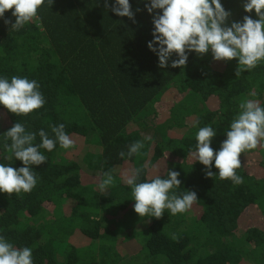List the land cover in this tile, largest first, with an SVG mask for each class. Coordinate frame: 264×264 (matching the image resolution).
Masks as SVG:
<instances>
[{
  "label": "trees",
  "instance_id": "trees-1",
  "mask_svg": "<svg viewBox=\"0 0 264 264\" xmlns=\"http://www.w3.org/2000/svg\"><path fill=\"white\" fill-rule=\"evenodd\" d=\"M148 2L130 0L135 22L104 0L45 3L39 19L19 31L0 18V77L34 79L46 100L27 116L0 105V163L24 166L4 147L11 144L4 133L17 122L37 133L34 144L41 129L54 139L50 125L61 123L76 141L73 149L58 142L51 152L40 149L47 162L33 166L38 183L31 193L0 192V235L31 247L34 264H264V141L241 154L239 186L219 179L214 162L217 175L206 177V166L188 155L199 128L209 125L217 133L211 146L220 149L242 100L264 106V63L237 78V59L215 61L209 51L190 52L183 69L171 67L175 55L160 68L148 47L155 15ZM221 3L231 12L229 26L245 15L258 19L245 12L244 0ZM5 18L15 23L12 10ZM138 140L141 154L121 159ZM133 168L144 169L139 182L178 171L176 192L195 191L198 200L183 214L141 218L121 175ZM110 169L115 184L101 193Z\"/></svg>",
  "mask_w": 264,
  "mask_h": 264
},
{
  "label": "clouds",
  "instance_id": "clouds-1",
  "mask_svg": "<svg viewBox=\"0 0 264 264\" xmlns=\"http://www.w3.org/2000/svg\"><path fill=\"white\" fill-rule=\"evenodd\" d=\"M104 2L105 7H110L117 16L128 17L135 22L130 0H115L112 5L109 0ZM45 3L51 7L54 0H0V18H4L5 24L11 25L10 30L19 31L26 24L39 19V9ZM145 7L150 14L155 13L154 39L148 42V47L158 56L160 68H167L175 55L178 59L171 60V67L183 69L187 66L190 52L202 57L209 51L215 61L237 59V78L264 63V0H244L245 12L255 11L258 19L245 15L242 22L233 21L230 26L228 20L231 12L224 8L221 0H149ZM10 10L15 23L5 18V13ZM40 87L36 80L27 77L14 75L10 80L0 77V105L16 116H27L46 103ZM239 109L218 151L211 146L217 133L209 125L199 128L195 137V151L188 153L206 166V177L217 175L211 170L214 162L219 179L230 180L237 186L244 183L243 177L237 174V170L242 167L241 154L257 149L264 141V106L258 100L245 99L240 102ZM50 127L55 138H50L41 129L38 133L41 140L39 144L33 143L37 133L26 131L20 122L4 133L6 140L11 141L10 145L5 143L4 147L24 166L15 168L0 163V192L9 197L31 193L38 183L33 166L47 162V157L40 149L51 152L57 142L65 150L76 147V141L66 132L63 123ZM144 140H151V137L145 136ZM142 148L144 141L138 140L128 146L127 152L120 151L118 155L121 159L131 158L140 155ZM143 170L126 169L121 174L124 183L131 188L135 201L134 211L141 218L161 219L165 211L171 216L183 214L198 200L195 191L186 190L177 194L176 189L181 186L178 171L168 169L166 176L156 175L139 182ZM114 171L110 169L103 173V179L98 185L101 193L115 184ZM0 264H34L33 250L28 246L16 247L0 235Z\"/></svg>",
  "mask_w": 264,
  "mask_h": 264
},
{
  "label": "rangeland",
  "instance_id": "rangeland-1",
  "mask_svg": "<svg viewBox=\"0 0 264 264\" xmlns=\"http://www.w3.org/2000/svg\"><path fill=\"white\" fill-rule=\"evenodd\" d=\"M229 20H230V18H229ZM228 20V21H229ZM72 105V107L74 108V110L75 109H77V111H79V106H78V104L76 103H73V104H71ZM78 115H80V114H78ZM78 115H76V116H74L73 114H72V116H73V118H76V117H78ZM85 117H86V119L85 120H83V122L84 121H86V123H87V125L92 129V125H91V121H90V119L88 118V116L87 115H85ZM84 125V124H83ZM87 125H84L86 128H87ZM93 176H95V175H93ZM99 178L98 179H96L97 181L99 180H101V176H98ZM93 178V177H92ZM178 194V193H177ZM134 206V205H133ZM135 212V211H134ZM129 214H131L130 212H129ZM114 220V222H115V224L114 225H116V223H117V220H118V218L116 217V218H114L113 219ZM143 235H145V236H150L149 235V232H145Z\"/></svg>",
  "mask_w": 264,
  "mask_h": 264
}]
</instances>
